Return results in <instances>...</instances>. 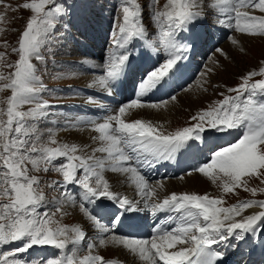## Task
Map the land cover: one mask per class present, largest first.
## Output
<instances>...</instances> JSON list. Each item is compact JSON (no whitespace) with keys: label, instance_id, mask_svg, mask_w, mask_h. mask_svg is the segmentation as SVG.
<instances>
[{"label":"snow or ice","instance_id":"obj_1","mask_svg":"<svg viewBox=\"0 0 264 264\" xmlns=\"http://www.w3.org/2000/svg\"><path fill=\"white\" fill-rule=\"evenodd\" d=\"M153 4L155 7L159 0H153ZM204 6L199 0H167L162 11H154L151 20L159 32V47L152 40H147V46L155 51L162 48L167 58L138 84L137 99L121 106L116 114L103 122L81 121L97 134L93 140L99 143L92 154L86 156L81 154L85 150L80 146L60 144L54 135L47 143L40 142L39 129L33 126L49 114L46 110L51 107L42 99L46 87L33 61L46 63L42 50L62 8L57 0H28L21 5L32 15L18 38V47L13 49L18 60L9 65L14 68L13 72L8 75L0 72V93H11L6 100H0V105H6L0 107V246L17 244V247L0 253V264H27L19 254L34 246H53L64 252L70 244L78 246L84 241L85 232L80 227H68L55 219V213L39 211L46 197L39 176L33 173L50 170L63 178L59 186L66 199L60 202L58 212L62 211L63 202L70 199L68 185H79L85 200L107 199L120 209L137 211L133 201L111 190L104 176L106 171H111L125 176L145 199L146 207L153 215L177 214L176 227L171 230L157 228L151 239L111 236L112 244L126 249L140 264H218L223 257L214 250L215 245L230 239L244 241L249 234L255 236L258 230L264 232V200H247L225 207L226 201L222 197L172 193L162 201L150 202L156 193L142 173L145 165L171 161L182 150L192 148L195 142H203V134L208 130L223 133L243 129L237 142L214 151L209 161L195 171L220 187L224 194H234L237 188L249 191L246 177H256L264 182V99H257L258 94L264 96V79L254 81L257 76L264 77V68L249 72L239 87L228 90L236 95L224 96L215 105L193 116L196 123L192 126L166 132L162 125L148 120L125 119L133 109L165 107V104L145 103L142 98L175 75L177 65L190 51L189 44L177 41V34L202 17ZM207 6L225 17L219 19L221 25L242 35L264 37V0H207ZM120 12L122 22L112 39L118 50L125 49L133 38H147L139 0H122ZM256 12L260 15L254 14ZM3 21L4 16L0 15V22ZM3 31L0 28V32ZM195 39L197 37L193 36V42ZM231 43L238 45L239 41L232 38ZM218 51L225 55L222 49ZM4 59L5 56L0 54V62ZM128 60V55L113 52L108 58L105 74L91 86H99L111 94V85L124 73ZM26 106L28 108L24 110ZM97 153L101 155L97 156ZM250 191L257 194L255 188ZM253 207L262 211L244 215ZM82 211L99 233L109 232L96 216L86 209L82 208ZM108 244L109 240H99L102 247ZM95 247L89 243L88 254L82 257L73 248L71 254L47 259L46 264H119L116 260L92 254Z\"/></svg>","mask_w":264,"mask_h":264},{"label":"rangeland","instance_id":"obj_2","mask_svg":"<svg viewBox=\"0 0 264 264\" xmlns=\"http://www.w3.org/2000/svg\"><path fill=\"white\" fill-rule=\"evenodd\" d=\"M76 1L78 2V8L73 12L72 10L69 9L71 0H57V4L61 6L62 12L57 16L55 28L52 30L50 37L47 41V44L42 50V54L44 55L46 63L42 64L36 60H34L33 63L37 65L38 75H40L43 84L45 85L46 89H48L42 93V99L50 100L52 102H57V103L64 102L67 100L74 101L77 99L78 102H82V104L75 108L76 112L73 115L70 114L65 115L63 111H59V110L58 111L49 110L47 111L49 114L45 118L39 121L38 124H33L34 127H37L39 129V134L41 137L40 142L42 143H47L49 137L54 135V137L58 140L60 144L67 143L69 145L75 144L80 146L79 143H74L66 139L68 135L65 134L71 131V129L74 130L76 128L69 125V123L71 122V120L69 121V118L71 116H75L76 118L80 115L81 116L84 115L86 118L92 117L93 119L107 117L108 114H111L112 112H114V110L118 111V109L124 105L122 104L119 105V107H116L118 105L115 103L114 100L118 98H119L118 100H121L123 98L126 100V97L138 98L137 96L138 92L136 91V95L127 92L126 85L130 81L134 82L136 79L138 81V78L140 76L139 72L142 73V71L146 70L149 66H151L153 64V61L155 60V57L153 56V54H151L152 48H149L147 46V40H152L155 43V46L159 47L158 46L159 32L158 29L155 27L154 22H152L151 16L153 15L155 10L162 11L164 9V5L166 4L167 0H159V4L155 5V7L153 4V0H139V3L141 4L143 11V23L147 29V36L149 39L148 38L145 39V44L143 48H141L138 51H140V53L147 51L146 54L147 61L144 58L142 62L138 61L137 64H134L132 66L135 68L136 71L133 79L132 77L130 78L129 76H127L126 78L123 79V83L116 85L115 88H117V93L119 94L118 96L113 89H111V94H109L107 91L103 90L102 88H101L102 89L101 92H98V90H96L94 86H91V84L93 85V83H88L90 85L89 86L90 88L87 87L86 83L87 81L89 82L88 80L89 78L93 76H98V77L102 76L98 74V72H96L94 69H97L95 67L100 62H101L100 64L103 66L102 58L104 57V55L107 56V52L104 53L102 50V46L104 43L108 45L107 49L110 48V50H112V53L116 52L117 54H121V53L123 54V49L122 50L115 49L112 43L113 35L118 34L119 31L118 24L122 22V20L120 19L122 17V13L120 12V6L122 4V0H76ZM25 2H28V0H0V15L4 16V21L0 22V28L4 29L3 32H0V54H3L5 56V59L2 62H0V64H2V67H0V72H3L5 75H8L14 71V68L9 67V65H14L15 62L18 60V56L15 52H13V49L18 47V38L20 37L22 31L24 30L26 26V22L32 15L30 11L25 10L21 7V5ZM199 2L202 5H205L202 8V13H203L202 17L198 18L192 24L188 25L186 30L179 31L176 37L177 41L180 43H184V41L192 39L193 37L192 30L194 29L195 26L198 25L197 22L198 20H203V22L205 23V25L202 26L203 32L200 31L202 32V34H204L205 37L208 36L204 41L205 45L209 44L208 39L210 38L211 32H216L218 30L225 28V33H224L225 35L217 42V44L209 51L208 54H205V58L202 60L203 64L199 68V73L197 75V78L193 80L192 84L190 83V85H188L187 87L185 88L183 87L184 89L175 95L176 96L175 99L169 98L167 100V102H176L180 97L182 98L185 92H190L192 86L196 85L197 82H200V78H201L200 76L203 75V77H206L207 82L204 83L203 85H199V89H201L200 92L202 93L201 94L202 96L196 97L192 101L184 100L186 101V104H183L182 102L177 103L178 108L172 113L171 116L168 117L169 121L166 123V126H163V130H165L166 132H172L179 128L189 127L194 125L196 121L192 119L193 116H196L200 112L208 109L210 106L215 105L218 101L222 100L224 96L236 95L235 93H231L228 90L231 88L239 87V85L242 83V79L249 72L259 71L261 68H264V37H251L247 35H242L241 33L236 32L231 28L221 25L218 21L219 19H225V17L219 16V14L215 10L210 9L207 6V0H199ZM109 7H110V12L112 11L111 14L108 13L107 16L109 17L106 16V18L109 19V22L107 21L106 18H104L103 21L102 18L104 14L107 13V9H109ZM112 7L114 8L112 9ZM254 14L260 15L259 12H256ZM90 19H95L98 21L102 19L101 22H102L103 32L101 34H96V38H93L91 41H86V43H84L82 46L81 43L79 42L85 39L86 34L82 29L75 27L74 28L75 32H73L72 30V35L74 36V38H76L79 41L78 42L76 40V43L79 46L77 48L78 50H75L76 48L72 47L69 44L68 41L69 38L66 37L65 35L68 28V24L75 21V23L78 22L79 25H82L84 22H87ZM86 24L88 23H85L84 25ZM107 30L109 32L108 35L111 32V36H110L111 38L109 39L111 41H108V38L106 37ZM202 34H198L199 36L196 40L198 44L200 42ZM232 38H236L239 41V44L233 45L231 43ZM135 40H136L135 38H133V40H130L129 45L125 49H128L129 46H131L130 44H132ZM84 46H87L88 48L85 49V51H81ZM98 49L99 51H101V53L100 52L96 53ZM161 49L162 48H160V50ZM218 49H222L225 55H221ZM193 50L197 52V50L194 48L190 50L188 53H186V55H188L186 57L187 61L184 63L183 69L180 67L182 64L178 66V69L180 68L179 69L180 74H176L175 77L179 78V76L183 77L185 75V73L187 72L186 71L187 64L189 63L188 59L189 56L192 54ZM125 53L126 55H128L129 59L133 58V54H131L130 52L127 53L126 51ZM80 55L82 56V58ZM65 58H80L82 60L85 59L89 62V68L84 73L73 68L74 70L73 73L70 70V68L72 67L63 63V61H60V59L62 60ZM198 60L199 59H195V64ZM105 63H107V60H105ZM198 64L199 61L197 62L196 67L198 66ZM138 67L139 69L137 70ZM88 72H91L94 75L92 76L90 74H87ZM194 73L195 71L193 72V75ZM84 78L86 81L84 80ZM178 78L175 80V82H177ZM260 79H264V77L257 76L254 78V81ZM68 84L83 85V87L85 85V87H87L89 90H95L96 92L93 95L94 98L99 99V97L101 96L103 97L109 95L110 96L109 99L111 100V102L109 104L106 103L108 105L107 108L101 109L100 105L102 106L105 105V103L102 104L100 103L101 100H96L89 95L87 96L85 95L84 97L83 95L77 94L78 95L77 97L74 93H72V90L71 92L63 93L62 90H64L68 86ZM69 87L71 88L72 86ZM10 95H11L10 91H4L3 93H0V100H6ZM257 99L258 100L264 99V96L258 94ZM92 101H94V104ZM143 102L146 101L143 100ZM128 103L129 101L125 102V104ZM89 104H91L92 107L89 108V110H85L88 109L87 105ZM157 104H162V103H157ZM0 107H6V105H0ZM71 107L72 104L68 103L64 108L67 109ZM24 110H27V108L25 107ZM107 110H111V111H107ZM57 116L59 118L63 117L64 126L63 127L58 126L57 128L61 130L63 129V131L60 134L58 133L59 130L57 129L55 130L53 125H46V121L48 122L52 121L54 118H58ZM213 131L214 130H208L204 134H210ZM239 138L240 137L238 136V138L233 139L230 143L233 144L237 142ZM205 140L206 141L212 140V137L210 136L206 137ZM205 140H203V142ZM80 147L83 148L82 146ZM221 149L222 148H218L217 151ZM188 150L190 149L182 150L180 152V155L184 154L185 151ZM91 152L92 151L88 149L81 154L87 156V155H91L92 154ZM193 157L198 158V156H193ZM181 160L184 161V158ZM58 163L59 161L57 162V164ZM193 171H195V169L192 168L191 172ZM33 174L39 176L41 180V187L43 188L46 197L44 203L39 208V211L41 213L47 212L50 215L55 213V219L59 220L61 224L69 227L71 225L72 227H74L75 224L79 221H83L85 223V221L81 217V214H83L82 208L85 209L84 208L85 205L81 207V204L85 201L87 202V200L85 199H84L85 201L83 200L82 197L83 190L82 189L79 191L77 190V187L79 185L72 186L73 187L72 191L76 192L77 195H74V193L69 192L70 199H68V201L66 202H63L62 211L58 212L57 208L61 207L60 202L65 201L66 199L65 197H62L61 195L62 189L59 186L63 182L62 176L54 170H50L47 173L41 172V173H33ZM80 175L82 176V173ZM182 175L177 177L175 176L174 178V176H164L160 174L158 175L159 177L156 176V179L153 182H160L161 180L168 178L176 179V178H180ZM245 180L247 181V187L249 188V191H244L242 188H237L234 194L233 193L224 194L220 187L214 185L206 177H204L203 179L201 178L200 181L199 179L193 180V182H191V186L193 189H196L197 187L199 188L198 189L200 191L199 195H209L210 197H215V198L222 197L226 201V203L224 204L225 207L232 206L234 204L247 200H253V199L258 201L264 200V191H262L264 190V182H261V179H258L256 177H251V178L246 177ZM217 183H219V181ZM52 185H56V187L53 188ZM200 187L202 189H200ZM253 188L257 190L256 195H253L252 192L250 191ZM167 191L168 190H164L162 191V193L159 194L162 195L165 193L166 196V194L168 193ZM80 196L82 197L83 201L79 199ZM76 198L79 199L78 201L76 200L77 202L74 201V199ZM97 200L98 199H95V201ZM160 200H161L160 197L154 196V198H152V201L150 202H159ZM95 201L88 200L86 204V207L88 205L87 209L89 208V205H91V203L93 204L97 203V205L100 206L101 204H103L104 202H108L109 200L100 199L96 203ZM83 215L85 216V213ZM99 220L102 221L101 218ZM108 228L110 227L108 226ZM92 237L94 239H91ZM92 237H88V235H85L82 245L88 239H89L88 242H86L87 245L91 240H93L92 244H95V241L98 240L101 237V235L99 233L96 234L94 233ZM134 239H136V237H134ZM87 245L85 246L83 245L84 247H81L80 245L74 246V248L78 252L79 257L88 254ZM11 246H17V244L0 246V253L11 250ZM69 247L70 246H68V248ZM55 252L56 251L52 250L51 258H53ZM113 252L114 251L112 248H107V249L105 248V249H95L93 250L92 254L101 255L105 259H113V255H112ZM69 254H71V252H69ZM61 255L62 253L59 254V256ZM35 256H37V254L33 255V257ZM29 258L31 257L29 256ZM33 259L32 261H34Z\"/></svg>","mask_w":264,"mask_h":264},{"label":"bare ground","instance_id":"obj_3","mask_svg":"<svg viewBox=\"0 0 264 264\" xmlns=\"http://www.w3.org/2000/svg\"><path fill=\"white\" fill-rule=\"evenodd\" d=\"M99 52L101 53V51H99V49H98V51H96V53H99ZM195 53L196 52L193 50L192 54L190 53L191 54L190 56H193ZM146 54H147V51L140 53V55L138 57V61L142 62V60L144 59V56L146 57ZM92 62H93V60H92ZM188 62L189 63L187 64L186 71L194 63L193 70L189 74H186L188 72L187 71L183 77L179 76V78L177 80L178 86H180V84H181V79H187V78H191V76H193V72L196 68L197 62L195 64V59H190V61L188 59ZM100 63L95 67L97 69H94L96 72H99L100 69L102 68V65ZM178 66H177V69H178ZM135 72H136L135 68L132 67L131 68V74L129 75V77L130 78L132 77V79H133L135 76ZM200 77H201L200 82H197L196 85L192 86L190 92H185L184 94L182 93L183 94L182 98L178 97L179 99L176 102H164L162 104H165V107L162 109H159V110L149 109V108H144V109H139V110L133 109V110L129 111V114L125 117V119L128 121H134L136 119H143V120L151 121L153 124H156V125L166 126V123L169 121L168 117L171 116L172 113L178 108V106H177L178 102L179 103L182 102L183 104H186V101H184V100L192 101L196 97L202 96L201 95L202 93L200 92L201 89H199V85H203L204 83L207 82V80H206V77H203V75ZM97 78H98V76H93V77L89 78L88 79L89 82L87 81L86 86L89 87L90 85L88 83H93ZM132 79H129V80H132ZM84 80H85V78H84ZM172 81H173V78L166 85H163L162 87H158L156 90L147 94L145 97L142 98V100H145L147 102V101L157 99V97H164L166 95H169V93H170L169 89L172 88V86H171ZM117 84L118 83H116L113 86V90L116 93H117V88H115V87ZM136 84H137V79L134 82L133 81L128 82V84L126 85V91L133 93V95H136V91H135V85ZM94 88L96 90H98V92H101V90H102L101 87H99V86H94ZM172 93H174V90L171 91V94ZM118 95L119 94L117 93V96ZM137 96H138V93H137ZM92 98H94V97H92ZM94 99L100 100L98 98H94ZM96 100H94V101H96ZM130 102L131 101H129V103ZM93 104H94V102H93ZM107 104H109V103H107ZM107 104L105 103V105H107ZM119 105H122V103ZM119 105L116 107H119ZM124 105H125V103H124ZM100 106L103 107L102 105H100ZM87 107H88V109H85V110H89V108H91L92 105L89 104V105H87ZM104 108H107V106ZM107 111H111V110H107ZM117 112L118 111L114 110V112H112L111 114H108V113L107 114H108V116H110V115L116 114ZM107 117L93 119L92 117L86 118L84 115L83 116L80 115L76 118H75V116H71L69 118V121L71 120L69 125L76 127V128L74 130L71 129V131H69L67 134H65V135H68L66 137V139H68L69 141L74 142V143H79L80 146L85 148L84 150L90 149V151L93 152V149L95 147L99 146L98 141L93 140V137L96 136L97 134L95 132L91 131L89 125L82 124L81 121H93L94 120L97 122H103ZM74 124H75V126H74ZM46 125H53L55 130L58 128V126L63 127L64 126L63 117L62 118H59V117L54 118L52 121H49V122L46 121ZM57 130H59V132H58L59 134L63 131V129L62 130L57 129ZM235 132H237V130H235ZM228 139L229 138L225 135L224 136L217 135V136H213L212 140H208V141L205 140L204 142L197 141V142H195L196 144L192 148H190V150L185 151V153L181 154V155H180V153H178L175 156V158L171 161H161L159 163H156L154 166L145 165L142 168V173L145 175L146 179L149 181V184L152 186L156 195L158 197H160L161 200H163L167 196H170L172 193H181L182 192V193L199 194V192H200L198 190L199 188L197 187L196 189H193L191 186V182H193V180H196V179H199V181L201 178L203 179L204 176L202 174H200L196 171H193L191 173H187V174L182 175L180 178H176V179L168 178V179L161 180L160 182H153L156 179V176L159 177L158 175H160V174L163 175L162 172H160L161 170H158L159 165H163V166L167 165L168 167H174L178 171L186 170L188 168L194 169L197 165L194 167L193 161L198 162L199 160L201 161L203 159L208 158L210 156L208 154L209 153L208 149L214 150L217 147L225 144V142H227ZM197 151H199V154L201 156L203 154V156L201 158L200 157L195 158L192 156ZM96 155L100 156L101 154L97 153ZM190 155H191V157H187ZM185 157H187V158H185ZM183 158H184V161L181 160ZM104 176L108 180V182L111 186V190L113 192L117 193L120 197L126 196L129 200L133 201V203H135L137 206V211H135V212L125 211L124 209H120L117 204H115L114 202H111V201L104 202L100 206H98L96 202H95L96 204L91 203V205H89V208L87 209V211L91 215L96 216L98 219L101 218V220H102L101 223L104 224L106 227H108L106 225L107 222H111L114 219V223L112 226L113 228H111V227L109 228V232L113 231L114 233L113 234H109V232L106 234L99 233L98 230L92 224V222L88 219V217L86 215L85 216L83 215L84 214L83 211H82L83 214H81V217L85 221L86 225L83 221H79L75 224L74 227H80L85 232V235H88V237H92L94 233L95 234L99 233L101 235V237L95 241L96 247L93 250L112 248L114 251L112 253V255H113L112 260L118 261L119 264H140L139 260L135 256H133L132 254H130L126 249H124L121 246H117L115 244H112L111 243V236L115 235V236L133 238V239H134V237H136V239H151L152 236L155 235L154 231L157 228H160L162 230L163 229L171 230L172 228L176 227L178 224V219H176L177 214L176 213H170V212H162V213H157V214L153 215L149 211V209L146 207L145 199L139 195L138 190L126 180L125 176L113 173L111 171H106L104 173ZM174 178H175V176H174ZM200 189H202V188L200 187ZM164 190H168L167 191L168 193L166 194V196H165V193L162 195L159 194V193H162V191H164ZM82 197H83V195H82ZM82 197L80 196L79 199L82 200ZM79 199L76 198V199H74V201H76V200L78 201ZM83 200H84V198H83ZM87 202H88V200H87ZM87 207H88V205H87ZM259 211H262V209H260L258 207H253L251 209L246 210L244 212V215L256 214ZM125 223H131V227L125 228V226H124ZM101 238L109 240V244L105 247L100 246L99 240ZM91 239H93V237ZM262 239H264V232L258 230L257 234L255 236H252L251 234H249L248 237L244 241H237L235 243H234L235 240L230 239L229 241H227L223 244L215 245L214 250H217V251L225 254L227 256V258L231 261V264H264V246H262ZM69 246H70L69 250H72L74 248V246L71 244ZM261 259L263 261L258 263V260H261Z\"/></svg>","mask_w":264,"mask_h":264}]
</instances>
